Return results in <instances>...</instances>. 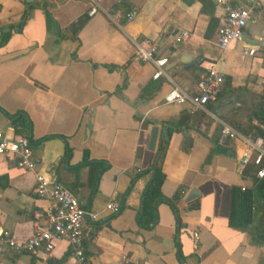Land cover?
<instances>
[{
  "label": "crops",
  "instance_id": "crops-1",
  "mask_svg": "<svg viewBox=\"0 0 264 264\" xmlns=\"http://www.w3.org/2000/svg\"><path fill=\"white\" fill-rule=\"evenodd\" d=\"M94 7L99 10L90 15ZM223 10L218 0H0V43L9 34L0 46V131L11 134V116L27 117L38 160L32 171L14 158L0 161V232L26 240L45 224L37 215L52 203L35 193L40 173L98 214L85 230L91 264H264V179L255 180L252 169L240 172L235 148L240 155L241 143L216 144V117L241 132L250 112L262 108L264 63L244 51L264 52V0L242 41L222 51L217 27ZM82 17L87 22L73 38L71 25ZM183 30L188 34L178 42ZM144 39L167 59V76L154 78V64L137 59L135 41ZM210 64L230 82L206 110L164 103L175 87L197 90ZM183 114L189 120L181 126ZM154 124L168 125L156 147L174 129L161 192L180 200L177 211L159 202L155 222L143 228L138 217L156 158V147L148 149ZM87 161L92 164L83 165ZM233 186L254 195L252 220L243 228L228 224ZM193 188L198 196L187 201ZM110 201L120 205L117 214L106 209ZM0 264L80 263L60 241L50 255L1 247Z\"/></svg>",
  "mask_w": 264,
  "mask_h": 264
},
{
  "label": "built area",
  "instance_id": "built-area-1",
  "mask_svg": "<svg viewBox=\"0 0 264 264\" xmlns=\"http://www.w3.org/2000/svg\"><path fill=\"white\" fill-rule=\"evenodd\" d=\"M223 6V14L217 27L220 50L226 49L233 41H242L246 27L254 21L255 11L259 7V0H248L246 5H239L231 0H218ZM98 7L89 12L94 15ZM136 12L126 14L125 21L130 22ZM188 32L186 30L177 34L176 40L181 42ZM136 57L139 61H149L155 66L154 78L159 79L165 75L167 59L157 56V46L149 39L135 41ZM246 54L258 57L264 63V52L257 55L258 48H249ZM225 74L220 73L214 64L206 67L198 88L195 91L186 92L175 87L169 90L163 101L168 105L187 104L196 110H206L209 102L216 101L217 94L223 88ZM221 124V130L216 140L219 147L227 146L230 140H235L243 145L240 155L235 148V154L239 161L240 172L252 167V177L255 180L264 179V134L245 135L239 132L225 119L216 117ZM16 127L10 128L7 134L0 131V161L14 158L17 166L22 170H35L38 168V160L35 157L32 142L27 135H15ZM35 193L41 199L51 201L52 207L44 215L38 214V218L45 219V224H37L34 232L26 240H18L7 232H0V248L7 247L16 253L45 251L49 255L57 247L60 241L70 244V251L80 264H91L86 254L85 230L89 221L99 219L97 213L86 208L70 188L58 181L55 177H46L43 174L36 175ZM117 214L120 205L114 201L107 204V208ZM197 238V234H195Z\"/></svg>",
  "mask_w": 264,
  "mask_h": 264
},
{
  "label": "trees",
  "instance_id": "trees-1",
  "mask_svg": "<svg viewBox=\"0 0 264 264\" xmlns=\"http://www.w3.org/2000/svg\"><path fill=\"white\" fill-rule=\"evenodd\" d=\"M25 17L23 18V21L19 25V30L22 28ZM87 19L86 18H80L77 20V22L73 23L71 25V30L73 31L72 37L78 38L77 34L79 31L84 27L86 24ZM214 19L211 18L210 22V28L213 27ZM62 37H66V34L62 33ZM9 40V34H3L2 41L0 43V46H5V44ZM227 82H230V79L228 77L225 78L223 87H225V84ZM149 87L146 86L142 91V97L146 96V90ZM224 88L220 90L217 94V97H219L222 93ZM261 105L262 108H256L249 114L248 120L244 123L243 126H238L241 130L242 134L245 135H263L264 134V96L261 99ZM254 112V113H253ZM255 118V121H253L252 118ZM12 123L16 127L17 134L20 135H28L29 130L31 128V123L28 120L27 117H23L22 114L17 115L16 117L11 116ZM189 120V116L187 114H183L182 118L178 122V125L183 126L186 124V122ZM173 126V123H171ZM144 125H148V122L144 123ZM174 129L168 130L167 134L165 135L164 139L158 143L155 151V161L153 164V169L151 170V179L147 183L145 190H144V198H143V209L142 212H140V215L138 217V224L143 227H149L150 223L155 222L156 220V209L159 202L166 200L171 203L173 208L177 211V205L178 201L180 200L179 195H175L171 199H167L164 195H162L161 187L165 180V175L162 171L163 167V160L165 158V151L168 146L169 138L172 134ZM49 138V137H48ZM46 138V139H48ZM71 151V149H69ZM92 164L88 161L85 162L83 165ZM252 169L251 166H249L246 170L243 171V175L248 174L250 170ZM101 170V169H100ZM231 209L229 210V216H228V224L234 228H243L248 226L251 223L252 220V214L251 210L254 203V195L248 190H241L239 187H232L231 188Z\"/></svg>",
  "mask_w": 264,
  "mask_h": 264
},
{
  "label": "water",
  "instance_id": "water-1",
  "mask_svg": "<svg viewBox=\"0 0 264 264\" xmlns=\"http://www.w3.org/2000/svg\"><path fill=\"white\" fill-rule=\"evenodd\" d=\"M186 2H191L192 0H185ZM168 125H165L162 129L159 125L154 124L150 129V136L148 141V149L154 150L157 144V139L159 136V132H162V135L165 133V129H167ZM161 129V131H160ZM190 141V138H189ZM153 169V168H152ZM187 201L191 200L193 198H196L198 196L197 191L193 189L190 190L188 193Z\"/></svg>",
  "mask_w": 264,
  "mask_h": 264
}]
</instances>
